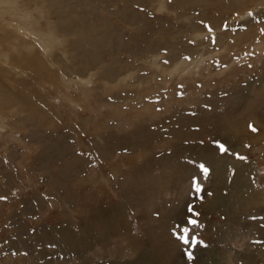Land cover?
<instances>
[{"label": "rangeland", "instance_id": "1", "mask_svg": "<svg viewBox=\"0 0 264 264\" xmlns=\"http://www.w3.org/2000/svg\"><path fill=\"white\" fill-rule=\"evenodd\" d=\"M261 30L264 0H0V264H264Z\"/></svg>", "mask_w": 264, "mask_h": 264}, {"label": "bare ground", "instance_id": "2", "mask_svg": "<svg viewBox=\"0 0 264 264\" xmlns=\"http://www.w3.org/2000/svg\"><path fill=\"white\" fill-rule=\"evenodd\" d=\"M245 2V1H244ZM237 5V4H236ZM238 5H240V4H238ZM237 5V6H238ZM244 5V4H243ZM243 5H242V8H243ZM241 6V5H240ZM62 8V7H61ZM238 8V7H237ZM72 21V20H71ZM4 43H5V41H4ZM6 43H7V39H6ZM79 82H80V84L81 85H83V84H85V81H81V80H79ZM79 90H81L82 91V93H84V92H86V88H84V87H80L79 88ZM85 94V93H84ZM83 95V94H82ZM263 121H264V118H263ZM262 125V124H261ZM259 126H260V124H259ZM258 126V127H259ZM264 126V125H263ZM257 127V126H256ZM263 128V127H262ZM242 134H243V132H242ZM248 134V133H247ZM256 134V133H255ZM258 134V133H257ZM261 134V133H260ZM250 136H252V135H250ZM255 136H258V135H255ZM241 137V136H240ZM256 138V137H255ZM245 139H246V137H245ZM261 139V138H260ZM264 139V138H263ZM242 140V139H241ZM242 144H244V143H242ZM241 144V145H242ZM252 144V143H251ZM254 144V143H253ZM262 146H264V145H262ZM240 149V148H239ZM243 149V148H242ZM241 150V149H240ZM244 151H245V149H243ZM252 150V149H251ZM243 152V151H242ZM225 162V161H224ZM238 166V165H237ZM240 167V166H239ZM227 168H228V171H224V172H218L217 173V175L218 176H220L221 178H222V181H221V183L220 184H218V187H217V190L215 191V199H216V203L219 205V206H222L223 207V209L225 208V207H229V206H232V207H234L235 205H237V204H239V203H242L243 201H242V199H241V197L243 196V195H250L252 192H253V190L251 189V187L250 186H245L244 184H241L240 182H239V186H238V188L237 189H235L234 191H233V193H232V195H231V197H229V199L228 198H225V197H223L222 195H219V194H217V192H219V191H221V186L223 185V186H228L227 184H226V180L230 177V182H229V184L231 183V182H237V181H239L240 180V177H239V174H238V169H234V174H235V176H234V174L232 173V174H230L229 175V166H227ZM231 168V167H230ZM232 171V170H231ZM239 172H241V169L239 170ZM247 174V173H246ZM251 182V181H250ZM234 184V183H233ZM251 184V183H250ZM221 185V186H220ZM236 185V184H235ZM249 185V184H248ZM234 186V185H233ZM225 188V187H224ZM228 188V187H227ZM232 191V190H231ZM258 196V193L257 194H252L250 197L251 198H248V200H247V202H249V201H254L253 199H255L256 197ZM249 197V196H248ZM262 197V196H261ZM214 198V197H213ZM247 198V197H246ZM245 200V199H244ZM256 200V199H255ZM263 202H264V199H263ZM257 203V202H256ZM255 203V204H256ZM215 204V203H214ZM252 204V203H251ZM258 204V203H257ZM259 205V204H258ZM225 210H227V209H225ZM260 245L261 246H264V238H263V241H261V243H260ZM261 252V251H260ZM262 255H264V251H263V253H262ZM207 257V256H206ZM262 262L264 263V259L262 260Z\"/></svg>", "mask_w": 264, "mask_h": 264}, {"label": "snow or ice", "instance_id": "3", "mask_svg": "<svg viewBox=\"0 0 264 264\" xmlns=\"http://www.w3.org/2000/svg\"><path fill=\"white\" fill-rule=\"evenodd\" d=\"M169 3H172V0H169ZM141 11H143V9H141ZM248 14H249V16L253 15L251 12H249ZM261 31H262V33H264V30H261ZM249 67H251V65H249ZM249 128L251 129V131H252L253 133H255V132L258 131L257 128H255V127L252 126V125H249ZM217 146H218V149H219V151L221 152V154H226V153L229 151L228 148H227L224 144H222V143H217ZM238 158H240V159H244V157H242V156H241V157H238ZM199 167H200V169L202 170V173H203L205 176L210 172V170H209L205 165H203V164H201ZM193 183H194V185H195V187H196V190H197L198 192L201 191V189H200V185H199L198 181L194 180ZM0 199H6V198H5V197H0ZM192 223L195 224L196 222H195V221H192ZM187 231H188L187 229L184 230V232H185V237H186V235H187ZM184 243H185V244L188 243L187 238H184ZM188 259H193V256H192L191 254H189V255H188Z\"/></svg>", "mask_w": 264, "mask_h": 264}]
</instances>
